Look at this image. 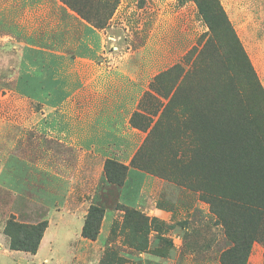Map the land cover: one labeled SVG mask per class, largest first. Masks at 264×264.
Here are the masks:
<instances>
[{
    "label": "rangeland",
    "instance_id": "374dc122",
    "mask_svg": "<svg viewBox=\"0 0 264 264\" xmlns=\"http://www.w3.org/2000/svg\"><path fill=\"white\" fill-rule=\"evenodd\" d=\"M162 2L120 0L104 29L115 25L113 34L120 37L118 43L132 51L139 50L149 33L156 29L154 46L160 47L165 41L169 52L161 61L160 52L156 51L154 63L157 66L164 64L167 69L162 72L175 65L183 71L192 70V76L186 79L179 93L188 95L191 102L188 110L193 116L167 129V138L149 144L148 156L143 162L153 173L145 172L153 180L149 185L150 192L139 196L136 179H132L131 187L138 197H131L130 202L128 199L129 206L118 204L120 189L113 187L107 194V207L113 216L97 241L99 257L90 260L93 264H220V255L231 246L225 228L229 225L241 232L251 227L249 219L237 208L219 202L218 198L213 199L214 195L209 198L211 192L228 197L257 189L256 201L264 206V2L237 0L233 4L239 16L237 24L227 23L215 0H199L205 14L198 10L194 0ZM178 11L182 13L178 14ZM160 24L167 27L163 35L159 31ZM234 32L256 80L251 88L242 90H237V85L249 77L233 74L234 65H244L234 45ZM2 36L0 127L29 124L39 109L31 101L14 94L11 79L15 74L16 53L4 48ZM226 68L231 71L227 72ZM236 72L240 74L238 70ZM223 94L227 98L222 101ZM236 94L241 95L245 105L240 109L232 106ZM209 108H212V119L206 148L202 142L200 115ZM3 129H0V153L1 142L7 136L16 137L13 129L9 132ZM183 132L192 135L195 148L192 153L182 155L180 163H174L170 160L172 144L168 139H176L178 133ZM28 151L26 147L25 154ZM218 183L221 188L215 187ZM18 203L14 199L7 201L0 191V228H4L8 219L15 220L12 215L2 219L8 208L15 210ZM101 228L102 221L95 240L100 236ZM255 233L257 240L252 243L247 264H264V218ZM232 259L233 255H229L228 263L236 264Z\"/></svg>",
    "mask_w": 264,
    "mask_h": 264
},
{
    "label": "crops",
    "instance_id": "0c3cea01",
    "mask_svg": "<svg viewBox=\"0 0 264 264\" xmlns=\"http://www.w3.org/2000/svg\"><path fill=\"white\" fill-rule=\"evenodd\" d=\"M219 3L230 24H237V0ZM114 26L98 30L59 0H0L1 42L16 53L13 92L39 109L29 124L0 127L16 133L1 142L0 191L7 201H19L2 220L47 221L35 254L9 249L1 227L0 264H93L113 216L106 202L113 187L103 184L106 160L128 166L118 204L129 206L127 200L138 197L132 179L139 196L151 191L148 174L130 167L146 133L129 120L153 77L167 69L154 63L155 52L162 61L169 49L165 41L154 46L156 29L139 50L122 47ZM159 29L163 35L167 27ZM93 203L105 213L100 236L89 241L81 229Z\"/></svg>",
    "mask_w": 264,
    "mask_h": 264
},
{
    "label": "trees",
    "instance_id": "16d2710c",
    "mask_svg": "<svg viewBox=\"0 0 264 264\" xmlns=\"http://www.w3.org/2000/svg\"><path fill=\"white\" fill-rule=\"evenodd\" d=\"M59 1L69 10L74 12L81 20L98 30L104 29L106 23L111 19L120 3V0ZM194 1L198 10L205 14L203 11V4H201L199 0ZM215 1L221 15L225 18L227 23H229L219 1ZM205 21L210 25L208 20ZM233 39L234 45H236L238 54L241 57V62L243 61L244 64L242 67H236L234 65V68L232 69L233 74L236 73L237 75H241V78L244 76H246V78L249 77L248 80L243 79L245 82H239L237 90L239 88L242 90V88L244 89L245 87L251 88V84L256 83L255 74L253 73L248 57L235 32ZM234 55L235 52L232 56ZM226 70L227 72L231 71L229 68H226ZM237 70L240 74L236 72ZM191 72L192 70L190 69L183 71L179 65H175L172 69L161 72L155 76L149 84L150 92H146L143 95L138 106L139 111L134 112L129 120V123L133 128L146 133L143 144L131 159V167L153 175L143 162L144 158L148 156L147 151H149V144L156 140L158 141L160 138L161 140L167 138V135L169 134L167 129L185 122L193 116V113H190L188 110V105L191 104L188 95H181L179 93L181 86L183 83L185 84L186 79L192 76L193 73ZM225 94L220 97L222 101L227 98ZM236 95L233 97L232 106L233 108L240 109V107H244L245 105L243 104L241 95ZM211 109L209 108L203 111L200 115L203 120V129L201 131L202 142L205 143L206 148L210 141L212 119ZM165 125H167V127ZM178 135L179 136L176 139H168V142L172 144L170 160L174 161V163H180L179 160H181L182 155L184 156L185 154L192 153L193 148H195V146L192 145V135H189L186 132H183L181 135L178 133ZM221 160H225V158H221ZM127 172L128 166L120 164L114 160H106L103 166V184L119 190L126 180ZM240 183L243 184L242 181H240ZM219 185L220 184L218 183L215 187L221 188ZM214 192H211L209 198L214 195L213 199L218 198L219 202L223 201L224 204L237 208L243 216H246L249 219L251 227L248 231L242 230L241 232L239 230L235 231V228L232 229L229 225L225 228L231 246L222 252L219 258V263L231 264L228 263L229 261L227 260V257L233 255L232 260L236 264H247L252 243L257 240L255 233L256 228L261 219L264 218V206L256 201L258 197L257 189H254V191L250 190V192H247L246 194H241L242 196L238 194L233 196L230 194L228 197L223 196V193ZM263 194L264 189L262 195ZM208 199L206 198V200ZM116 207L118 208L119 205ZM124 213L127 215V211H124ZM103 216L104 207L97 203L91 204L84 218L81 236L90 241H94L98 236ZM46 227L47 221H41L35 225H24L15 222L13 218H10L4 225L3 234L8 238L9 249L35 254ZM236 253H239V255H234Z\"/></svg>",
    "mask_w": 264,
    "mask_h": 264
}]
</instances>
